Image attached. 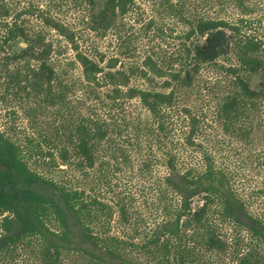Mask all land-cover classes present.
<instances>
[{
  "label": "trees",
  "instance_id": "1",
  "mask_svg": "<svg viewBox=\"0 0 264 264\" xmlns=\"http://www.w3.org/2000/svg\"><path fill=\"white\" fill-rule=\"evenodd\" d=\"M66 1L0 0V86L29 119L50 113L41 140L0 130V264H264V39L244 29L248 10L229 21L207 0H71L98 36L142 3L183 25L174 55L119 68L83 49ZM209 70L226 81L198 109ZM128 170L148 180L151 224L122 190Z\"/></svg>",
  "mask_w": 264,
  "mask_h": 264
},
{
  "label": "rangeland",
  "instance_id": "2",
  "mask_svg": "<svg viewBox=\"0 0 264 264\" xmlns=\"http://www.w3.org/2000/svg\"><path fill=\"white\" fill-rule=\"evenodd\" d=\"M245 8L248 10L245 17L249 19V22L244 29L264 39V0H207L201 7L209 15L224 17L229 21H237L241 18ZM61 10V15L78 28L79 35L82 37L83 49L95 55L102 53L106 58L117 57L119 68L140 64L147 54H152L156 58H168L179 49L178 36L181 35L183 25L176 18L166 15L158 16L157 9L151 4H140L135 12L124 19L118 34L110 32L106 36H98L88 31L86 23L82 20V15L86 10L75 6L73 1H66ZM152 17L159 27L156 32L146 28V23ZM51 38L55 40L61 51L60 54L54 56L56 61L67 69L69 75L77 78L81 73V67L75 63L74 51L66 40L54 31L51 33ZM205 74L201 78L196 95L192 98V103L198 109H206L210 106L211 98L226 81L223 73L209 70ZM260 79V75H253L252 85L256 86ZM136 82L137 80L134 79V83ZM28 107L27 101L25 102L4 86H0V130L5 129L19 139L33 135L36 139L41 140L42 133L47 129V121H50V113L41 115L37 119H29L27 116ZM161 171L163 169L159 172ZM125 174L120 182L122 190L132 194L134 209L141 214L142 220H145L146 224H151L157 218V214L151 208L148 180L139 174H134L132 177L133 173L130 170ZM247 179L248 181L255 180L251 177H247ZM198 202L199 200H196V204ZM227 264H230L228 260Z\"/></svg>",
  "mask_w": 264,
  "mask_h": 264
}]
</instances>
